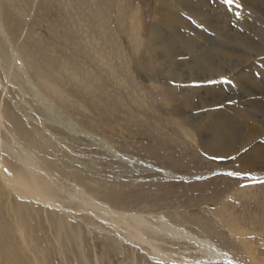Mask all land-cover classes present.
<instances>
[{
  "label": "rangeland",
  "instance_id": "obj_1",
  "mask_svg": "<svg viewBox=\"0 0 264 264\" xmlns=\"http://www.w3.org/2000/svg\"><path fill=\"white\" fill-rule=\"evenodd\" d=\"M166 1L168 4L164 0L163 3L159 0H118V2L117 0H1L2 22L10 36V41L14 43L12 44L23 58L24 63L26 62L25 68L29 74L31 73L28 76L33 86L44 97L50 98L54 108L61 110L60 112L66 116H71L92 135L102 138L116 152L118 151L121 155L126 154L125 156L129 158L109 156L106 149L102 150L96 145L89 146L88 144L92 141L88 139V136L81 135L77 138L71 135V131L68 132L66 128L57 126L54 121L46 120L44 118L46 115L43 116L39 112L42 109L38 107V103L26 98L32 109L34 107L29 114L41 117L47 129L51 127L50 132L58 137L60 145L64 148L61 147L58 141L46 132L43 125L34 120L25 119L19 111H16L18 109L11 99L18 105L20 103L19 106L28 111L27 104L22 101L24 96L21 97L15 92L16 86L21 87L18 82L15 81L7 88L9 94L5 95L0 89V105L3 106H1L2 115L5 118L7 130L14 134L19 130L22 131L21 133L19 131L20 137L29 140L27 144L24 143L26 148L33 145L32 152L37 157L36 164L41 169L43 168V172L39 175L38 172L29 171L4 149L5 154L2 156L5 164L11 173L20 177L24 183L32 186L34 175L42 187L55 190L50 195L53 198L56 195L54 199L63 208V210L62 208L58 210L48 204L30 203L29 201L25 206L10 190L5 189L3 193L0 188V206L2 205L0 207L2 248H0V264H9L10 258L16 259L19 264H164L154 259L150 261V256L145 250L146 246H134L127 241H115L117 238L114 233L115 228L109 223L111 218L106 217V219L101 213L95 211L94 206L91 208L93 204L90 197H96L97 201H103L115 210L136 211L152 222H155L153 217L158 218L163 215L171 223L190 230L196 236L212 239L221 248L229 251L228 253L238 264H264V171L257 174L259 177L254 176L252 172L243 169L241 163L235 162V160H241L249 165L254 162L256 165L264 166V135L240 149L239 155L232 161L229 159L230 155L227 154L231 145L235 147L245 134L244 138L252 133L250 131L254 128V123L256 126L257 121L264 119V63H262L264 54L252 57L253 59L248 60V63L238 67V70L231 74L232 76L227 75L237 80V83L227 76L209 80L215 83L193 82L189 75V73L199 76L206 75L210 64L217 59L224 62L219 61L217 64L227 66L229 57L235 59L240 52L250 51L253 43H257L255 46L257 47L264 36V0H233L231 4L226 0ZM175 1L180 3V9L177 6L171 5L173 8L168 6L169 2ZM100 6L104 7L102 8L104 12ZM245 9L251 14L246 16ZM21 10L25 13L21 14ZM136 11L137 14H135ZM239 14L242 15L239 16ZM132 15L134 16L130 17ZM161 15L172 21L169 28H161L160 33L162 34L159 35L160 39L158 38V43L164 41L168 49L155 46V40L151 43L148 37ZM98 16L102 18H97L101 26L96 20ZM199 16L204 20L202 21L204 24L194 20ZM117 20L122 24L125 23V27L119 26L121 23ZM139 24L140 27L142 26L140 35L143 39H140L137 33ZM124 28L126 32H122L125 31ZM131 28H134V33L131 32ZM259 34L262 36L260 37ZM189 41H193L201 49V52L197 50L196 56L184 50L188 48L186 45ZM138 46L145 48V54H140L141 58L138 55L141 50ZM174 51L170 59L169 53ZM146 58L149 59L148 62ZM158 61L162 64L156 63ZM35 62L42 64L38 66ZM54 68L56 70L61 68L60 72L62 71L63 74H60L61 78L56 82L57 86L66 92L63 101H60L57 94L51 91L48 84L43 83L45 82L43 75L48 77L51 70L55 72ZM165 68L168 72L175 71L181 75L175 79L177 82H168L170 85L177 84L174 92L168 90V85L163 83L166 81L160 82L159 80L161 75L157 70L163 72L164 78L170 77L165 72ZM233 74L238 75L237 78ZM0 76H3L1 70ZM72 77L75 79L73 80ZM36 78L37 81H33ZM93 78L96 80L93 81ZM36 82L39 84L35 85ZM190 86H194L193 89L199 91L201 97L203 95L205 102L212 103L208 109L215 113L214 123L208 129H203V133L208 139L214 136L220 137L221 150L214 147L209 149L195 140L198 132L188 125L183 126V131H180L173 124L172 118L162 111L161 106L159 107L161 97L171 101L175 108L174 105L178 98L182 97L181 88ZM90 87L92 89H89ZM253 88L257 89L256 95L251 92ZM21 89L22 91L30 90L28 83H24ZM88 90L92 94L87 93ZM48 93H52L53 97ZM139 97L153 99L154 101L150 102L152 103L151 108L149 105L142 106L144 108L139 106L136 103ZM220 100L223 101L220 102ZM201 104L195 94H189L183 98L182 105L189 114L203 113L205 115L200 108ZM128 105L131 106L130 110L127 109ZM36 107L39 111H36ZM226 120L230 124H227ZM17 123H21V126ZM223 126L228 128L223 130ZM198 127L202 129L200 125ZM4 133L6 130L2 129L1 137L5 142H9L10 137ZM42 138L45 140L44 145L41 143ZM67 157L70 159L68 160ZM137 160L145 163L141 164ZM249 165L247 167L251 166ZM50 177L54 184L50 181ZM57 185H60L64 191L62 192ZM55 186L58 190L54 189ZM81 188L84 194L80 195L76 193V190ZM70 193L76 196L71 197ZM82 197L86 200L85 203H91L88 207L82 203ZM79 198L82 201H77L80 200ZM102 216L103 218H99ZM61 219L64 220V224L69 222L64 228L62 226L63 229H60L62 224L58 222ZM228 226L232 231H235V228H241L244 232L234 236ZM123 228L125 229L124 226ZM123 228L121 226V229ZM129 230L132 231L127 229L128 232ZM142 230L147 238H155L148 230ZM72 231L78 236L77 238H74L76 236ZM155 239L157 240L155 244L161 250L184 254L181 257H174V259L178 258L176 260L179 263L175 260L172 264H187L182 259L183 256L187 257L189 254L188 257L196 258L200 254L196 250V245L186 240H167L163 235ZM244 239L247 251L242 245L243 242L241 243ZM250 250L255 255L254 259ZM207 264L231 263L219 260Z\"/></svg>",
  "mask_w": 264,
  "mask_h": 264
},
{
  "label": "bare ground",
  "instance_id": "obj_2",
  "mask_svg": "<svg viewBox=\"0 0 264 264\" xmlns=\"http://www.w3.org/2000/svg\"><path fill=\"white\" fill-rule=\"evenodd\" d=\"M3 1V0H2ZM107 1V0H106ZM110 1V0H109ZM122 1V0H121ZM170 1H172V0H170ZM179 1V0H178ZM177 1V2H178ZM244 1V0H243ZM86 2V1H85ZM93 2V1H92ZM117 2H118V0H117ZM120 2V1H119ZM159 2L160 3H163V0H159ZM164 2L166 3V4H168V2L166 1V0H164ZM176 1L175 2H169V5L168 6H170V7H172L171 5H173V7L174 6H177V8L178 9H180V6H179V4L177 3ZM247 2V1H246ZM3 3V2H2ZM68 3V2H67ZM235 3V2H234ZM120 4V3H119ZM88 5V4H87ZM86 5V6H87ZM121 5H123L122 4V2H121ZM74 6V5H73ZM72 6V7H73ZM119 6V5H118ZM94 7V6H93ZM98 7V6H97ZM101 7V6H100ZM109 7H111V6H109ZM157 7V6H156ZM172 7V8H173ZM240 7V6H239ZM0 8H1V0H0ZM102 8H104V7H101V9ZM135 8H136V6H135ZM93 9V8H92ZM125 9H126V7H125ZM6 10V9H5ZM64 10V9H63ZM103 10V9H102ZM107 10V9H106ZM127 10V9H126ZM136 10H137V8H136ZM172 10V9H171ZM9 11V10H8ZM11 11V10H10ZM89 11V10H88ZM105 10H103V12H104ZM13 12V11H12ZM121 12H123V11H121ZM134 12V11H133ZM132 12V13H133ZM180 12V11H179ZM197 12V11H196ZM244 12H246V16L247 15H250L251 13H250V11L249 10H247V9H245L244 10ZM20 13L21 14H24L25 12L23 11V10H21L20 11ZM119 13V12H118ZM155 13V12H154ZM10 14V13H9ZM89 14V13H88ZM91 14H92V12H91ZM119 14H121V13H119ZM123 14V13H122ZM135 14H137V11H136V13ZM193 14V13H192ZM233 14V13H232ZM231 14V15H232ZM13 15V14H12ZM31 15V14H30ZM125 15V14H124ZM124 15H122V17H124ZM156 15V14H155ZM194 15V14H193ZM242 15V14H241ZM240 14H239V16H241ZM134 15H132V16H130V17H133ZM168 16H170V15H168ZM167 16V17H168ZM203 16V15H202ZM238 16V17H239ZM245 16V15H244ZM9 17V16H8ZM7 17V18H8ZM69 17V16H68ZM93 17V16H92ZM95 17V16H94ZM107 17H108V15H107ZM243 17V16H242ZM97 18L98 19H102L101 17L99 18V16L98 17H96V20H97ZM170 19L172 18V17H169ZM204 18V17H203ZM213 18V17H212ZM2 19H3V11L1 12V9H0V70L2 71V73H3V76L1 77L0 76V89L1 90H3L4 91V94L6 95V94H9V92H8V90H7V88L8 87H10L11 86V84H13L15 81L16 82H18V84H19V86H21L22 87V85L24 86V83L25 84H27L28 83V86H29V88H30V90L28 89V90H23L22 91V89H21V87H18V86H16V88H15V92H17L16 94H18V95H20L21 97H23V99H22V101L24 102V103H26L27 104V106H28V111H26L25 109H22L19 105H20V103H19V105L13 100V99H11L10 98V96H8L12 101H13V104L16 106V108L18 109V110H16V111H19V113L20 114H22V116H24L25 117V119H30V120H34V121H36L38 124L40 123L41 125H43V127L45 128V130H46V132L47 133H49L53 138H55L58 142V144L60 145L61 143H60V141L58 140V137L57 136H55L53 133H51L50 132V128L49 129H47L46 128V126H45V122H43V121H41V117L40 118H38V117H35V116H31L29 113H30V110L32 109V106H31V104L26 100V98H30V99H33L34 101H36L37 103H38V107L39 108H41L42 109V111H39L38 109V107H36L37 108V110L36 111H39L43 116L44 115H46V117H44L46 120H50V121H54L55 122V124L57 125V126H59L60 128H66V130L69 132V131H71L70 133H71V135H73V136H75V137H77V138H79V137H81V135H83V136H88V139L89 140H91L92 141V143L91 144H88L89 146L90 145H96L97 147H99L100 149H102V150H104V149H106L108 152V155L109 156H117L118 158H122V159H128L129 157H127V156H125V155H121V154H119L118 153V151L116 152V150L114 149V148H112V147H110L109 145H107L106 144V142L104 141V140H102V138H100V137H98V136H94V135H92L87 129H85V128H83V127H81L71 116H66V115H64L62 112H60L57 108H54L53 107V104L51 103V101L49 100L50 98H46V97H44L42 94H40L39 93V91H38V89L35 87V86H33V84L31 83V81H30V76H28V74H29V72H27V70H26V68H25V63H24V60H23V58L20 56V54H19V52L17 51V49L15 48V46L13 45L14 43L13 42H11L10 41V36H9V34H8V32L6 31V29H5V26H4V24H3V22H2ZM116 19V18H115ZM126 19H128V18H126ZM168 19V18H167ZM163 15H161V16H159L158 17V21L156 22V25L154 26V30H153V32L150 34V36H148V37H150L149 38V40H150V42L152 43L154 40V42H156L155 43V46H160V47H166L165 46V42L164 41H162V42H160V43H158L159 41V35L160 34H162V33H160V32H162V30H161V28L163 27V28H169L170 26H171V23H172V21L170 20L169 21V19L167 20ZM248 19V18H247ZM119 20H120V16H119ZM119 20H117L118 22H120ZM124 20V19H123ZM131 20V19H130ZM129 20V21H130ZM195 21H197V22H199V23H201V24H204L203 22H204V20L202 19V17H195V19H194ZM246 20V19H245ZM100 21V20H99ZM103 21V20H102ZM116 21V20H115ZM121 21H122V19H121ZM125 21V20H124ZM129 21H128V23H129ZM203 21V22H202ZM104 22H105V20H104ZM104 22H101V23H103L104 24ZM97 23H98V25L100 24L99 22H98V20H97ZM121 24L119 25V26H122V27H125V23H123L122 24V22H120ZM130 23H132V21H130ZM137 23H139V22H137ZM67 24V23H66ZM119 24V23H118ZM127 24V23H126ZM242 24V23H241ZM244 24V23H243ZM105 25H106V23H105ZM105 25H103V26H105ZM8 26V25H7ZM99 26H101V25H99ZM128 26V25H127ZM130 26H131V24H130ZM139 27H140V24H139ZM139 27H137L138 28V32H137V30H136V28H135V31L138 33V36H139V38L140 39H143L142 38V36L140 35L141 34V28H142V26L139 28ZM160 27V28H159ZM235 27V26H234ZM262 27V26H261ZM101 28V27H100ZM99 28V29H100ZM217 28V27H216ZM133 29L134 28H131V32H133ZM124 30H125V28H124ZM256 30V29H255ZM143 31V30H142ZM216 31V30H215ZM251 31V30H250ZM122 32H126V30L125 31H122ZM233 32V31H232ZM104 33V32H103ZM134 33V32H133ZM181 33V32H180ZM218 33V32H217ZM126 34V33H125ZM132 34V33H131ZM177 34H178V32H177ZM106 35V34H105ZM107 35H109L108 33H107ZM149 35V34H148ZM173 35V34H172ZM264 35V34H263ZM119 37H120V35H118ZM259 36L261 37L262 36V34H259ZM85 37V36H84ZM126 37H128V36H126ZM161 37H163V36H161ZM175 37V36H174ZM214 37V36H213ZM82 38V37H81ZM159 38V39H158ZM167 38V37H166ZM181 38V37H180ZM148 39V38H147ZM86 40H87V38H86ZM128 40V39H127ZM148 40V41H149ZM215 40V39H214ZM241 40V39H240ZM106 41V40H105ZM166 41V40H165ZM177 41V40H176ZM180 41H182V39L180 40ZM257 41V40H256ZM85 42V41H84ZM130 42V41H129ZM187 42V41H186ZM212 42V41H211ZM13 43V44H12ZM90 43H91V41H90ZM107 43H108V41H107ZM106 43V44H107ZM131 43V42H130ZM133 43V42H132ZM134 43H136V42H134ZM213 43V42H212ZM121 45H122V43H120ZM125 44V43H124ZM128 44V43H127ZM204 44V43H203ZM256 44L257 43H253V45H252V47H251V49H249L250 51H248V52H246V53H239V55L237 54L236 56H235V59H231V57H229L228 58V54H227V58H228V62H227V66H220L219 65V63L217 64V62H219L220 60H216L214 63H211L210 64V69H209V71L207 72L208 74H206V75H203V76H199V75H194V74H192V73H189V75H190V79H192L193 80V82L195 81V82H207V81H209V80H216V79H219V78H221V76H227V75H231L232 73H234L236 70H238V67H240L242 64H246V63H248V60H251V58L253 57V58H255V57H257V56H260L261 54H264V36H263V40L261 41V43H259L258 44V46L257 47H255L256 46ZM110 45V44H109ZM132 45V44H131ZM130 45V46H131ZM134 45V44H133ZM153 45V44H152ZM140 46V45H139ZM139 46H138V48H139ZM168 46H169V44H168ZM178 46V45H177ZM198 46L199 45H197L196 43H194L193 41H189V43L186 45V47H188V48H186V49H184V50H186L187 52H188V54H195L194 56H196L198 53H197V50H200V52H201V49H199L198 48ZM76 47H77V45H76ZM91 47V46H90ZM129 47V46H128ZM152 47V46H151ZM208 47V46H207ZM94 48V47H93ZM121 48H122V46H121ZM131 48H132V46H131ZM167 49H168V47H166ZM174 48V47H173ZM201 48V47H200ZM248 48V47H247ZM111 49V48H110ZM123 49V48H122ZM122 49H121V51H122ZM139 49H141L140 50V53L138 54L139 55V57H140V54H145V52H144V50H145V48H139ZM147 49V48H146ZM242 49V48H241ZM244 49H246V48H244ZM243 50V49H242ZM142 51V52H141ZM147 51V50H146ZM182 51V50H181ZM253 51V52H252ZM21 52V51H20ZM23 52H24V50H23ZM22 52V53H23ZM96 52V51H95ZM123 52V51H122ZM135 52H137V51H135ZM134 52V53H135ZM156 52V51H155ZM100 53V52H99ZM101 53H102V51H101ZM118 53H120V51L118 52ZM124 53V52H123ZM148 53H149V51H148ZM175 53V51L174 52H170L169 53V58L171 59L173 56H172V54H174ZM205 53V52H204ZM203 53V54H204ZM97 54H98V51H97ZM133 54V53H132ZM150 54H152V52H150ZM153 54H154V51H153ZM183 54V53H182ZM201 54V53H200ZM212 54V53H211ZM234 54V53H233ZM136 55V54H135ZM213 55V54H212ZM217 55V54H216ZM215 55V56H216ZM122 56V55H121ZM131 56V55H130ZM137 56V55H136ZM188 56V55H187ZM225 56V55H224ZM223 56V57H224ZM233 56V55H232ZM91 57V56H90ZM97 57V56H96ZM142 57V56H141ZM140 57V58H141ZM144 57H145V55H144ZM234 57V56H233ZM105 58V57H104ZM136 58H138V57H136ZM157 58V57H156ZM155 58V59H156ZM195 58H197V57H195ZM252 58V59H253ZM100 59H101V56H100ZM153 59V58H152ZM189 59V58H188ZM193 59V58H192ZM27 60V59H26ZM96 60V59H95ZM126 60V59H125ZM139 60V59H138ZM141 61H143V59H140ZM147 60H149V59H147L146 58V62H148ZM195 60V59H194ZM215 60V59H214ZM225 60H227V59H225ZM233 60V61H232ZM36 62L38 61L37 59L35 60ZM165 60H163V62H164ZM259 61V60H258ZM35 62V63H36ZM166 62V61H165ZM168 62V61H167ZM190 62V61H189ZM220 62H222V60L220 61ZM231 62H232V64H231ZM245 62V63H244ZM34 63V64H35ZM58 63V62H57ZM67 63V62H66ZM100 63V62H99ZM133 63V62H132ZM156 63H158V64H162L161 62H156ZM222 63H224V62H222ZM262 63H264V62H262ZM33 64V65H34ZM38 63H36L35 65H37ZM39 64H42V63H39ZM39 64H38V66H39ZM100 64H102V63H100ZM147 64V63H146ZM28 65V64H27ZM29 65H31V64H29ZM47 65V64H46ZM64 65H66V64H64ZM111 65V64H110ZM155 65V64H154ZM43 66H45V65H43ZM106 65H104V67H105ZM159 66H161V65H159ZM168 66V65H167ZM27 68H28V66H26ZM32 67V66H31ZM31 67H30V69H31ZM66 68H67V66H65ZM101 67V66H100ZM148 67V66H147ZM162 67V66H161ZM165 67H166V65H165ZM169 67V66H168ZM37 69V67H34V69ZM40 68V67H39ZM58 68V67H57ZM108 68V67H107ZM135 68V67H134ZM172 68H173V66H172ZM264 68V67H263ZM55 69V72H53L52 70H51V72H50V74H49V76H52V77H45V75H43V77H44V79H45V82L43 81V83H46V84H48V87H50V89H51V91H53V92H55V94H57L56 96L59 98V99H61L60 101H63V100H65V99H63V96H65L64 94L66 93L63 89V91L61 90V88L59 87V86H57L58 84H56V82H57V79L58 80H60V78L61 77H59V76H61L60 74H62L61 72H60V69H57L56 70V68H54ZM63 69V68H62ZM68 69V68H67ZM112 69V68H111ZM154 69V68H153ZM163 69V68H162ZM170 69V68H169ZM33 70V69H32ZM71 68H70V72H71ZM92 70V69H91ZM91 70H90V72H91ZM165 70H166V68H165ZM171 70V69H170ZM251 70V69H250ZM35 71H37V70H35ZM38 71H39V69H38ZM37 71V72H38ZM65 71V70H64ZM68 71V70H67ZM88 72H89V69L87 70ZM154 71V70H153ZM174 71V70H173ZM249 71V70H248ZM58 72H59V74H58ZM157 72H159V74L161 75L160 76V82L161 81H166V82H163V83H165V84H167L166 86L168 87V90L169 91H171V92H174V90H175V88H176V85L177 84H174L173 83V85H170L168 82H177V80H175L177 77H181V75L180 74H178L177 72H168L167 70L165 71V72H167L168 73V75L170 76L169 78L167 77V79H166V77L164 78V74H163V72L162 71H158L157 70ZM32 73H34V72H32ZM45 73V72H44ZM65 73V72H64ZM86 73V72H85ZM84 73V74H85ZM155 73V72H154ZM153 73V74H154ZM249 73V72H248ZM31 74V73H30ZM29 74V75H30ZM47 74V73H46ZM66 74H68V73H66ZM65 74V76H67ZM70 74V73H69ZM72 74H74V72L72 73ZM89 74V73H88ZM133 74V73H132ZM176 74V75H175ZM237 74V73H236ZM236 74H233V76L235 75L236 77L235 78H237V76L238 75H236ZM54 75V76H53ZM63 75V74H62ZM75 75H77V74H75ZM87 75V74H86ZM91 75H93V74H91ZM34 76H35V74H34ZM89 76V75H88ZM87 76V77H88ZM94 76V75H93ZM97 76V75H96ZM133 76V75H132ZM159 76V75H158ZM232 76V75H231ZM231 76H227V77H229L232 81H236V83H237V80H235L234 78H231ZM32 77V76H31ZM63 77V76H62ZM68 77V76H67ZM66 77V78H67ZM70 77H71V75H70ZM90 77V76H89ZM88 77V79H90ZM95 77V76H94ZM182 77H184V76H182ZM81 78H83V77H81ZM32 79H35V78H32ZM40 79V78H39ZM38 79V80H39ZM63 79L64 80H66L64 77H63ZM72 79L74 80L75 78H73L72 77ZM169 79V80H168ZM179 79V78H178ZM85 80H87L86 78H85ZM95 80H96V78H95ZM94 80V78H93V81H95ZM153 80H154V78H153ZM156 80V79H155ZM227 80V79H226ZM33 81H37V78H36V80H33ZM32 81V82H33ZM39 81H41V80H39ZM81 81V80H80ZM220 81H221V79H220ZM229 81V80H228ZM227 81V82H228ZM244 81H246V80H244ZM77 82V81H76ZM90 82H92V80L90 81ZM187 82V81H186ZM224 82V81H223ZM239 82V81H238ZM37 83V82H36ZM42 83V82H41ZM40 83V84H41ZM42 83V84H43ZM63 83V82H62ZM69 83H71L70 81H69ZM81 83V82H80ZM209 83V82H208ZM219 83V82H218ZM217 83V84H218ZM230 83H232V82H230ZM39 84V82L37 83V84H35V85H38ZM41 84V85H42ZM45 84V85H46ZM86 84H88V82H86ZM197 84V83H196ZM89 85V84H88ZM14 86H15V84H14ZM42 86H44V85H42ZM42 86H40L39 85V87H41V89H42ZM85 86V85H84ZM91 86V85H90ZM154 86V85H153ZM156 86L158 87V85H157V83H156ZM173 86H174V88H173ZM241 86V85H240ZM246 86V85H245ZM38 87V88H39ZM45 87V86H44ZM86 87H87V85H86ZM95 87V86H94ZM219 87V86H218ZM85 88V87H84ZM84 88L82 89V90H84ZM194 88V86L193 87H182L181 89H182V97L179 99L178 98V101L176 102V104L174 105L175 106V108L172 106V103H171V101H168V100H164V98H161L160 97V100H159V103L161 104V105H159V107L162 109V111L164 112V113H166V115L168 116V117H170V118H172V120H173V124L175 125V127H177L180 131H183V126H186V125H188L189 127H191L192 129H196V131L198 132L197 133V139L195 138V140H198L200 143H203L205 146H207V148H209V149H211L212 147H214V148H216L217 150H221L222 149V141H221V138L220 137H218V136H214L212 139H208V138H206L205 137V135H204V131H203V129H205V128H207L208 129V127H210V125H212L213 123H214V120H213V115L215 114L213 111H210L209 109H208V107H210V106H212V103H210V102H205V99L203 98V95H202V97L200 96V94H199V91H197L196 89H193ZM234 88V87H233ZM247 88V87H246ZM259 88H261V87H259ZM40 89V90H41ZM45 90H47L46 88H44ZM43 89V90H44ZM49 89V88H48ZM49 89V90H50ZM68 89H70V88H68ZM86 89V88H85ZM88 89V88H87ZM89 89H92L91 87L89 88ZM115 89V88H114ZM166 89V88H165ZM203 89V88H202ZM244 89V88H243ZM94 90H96L95 88H94ZM231 90H232V88H231ZM251 90V89H250ZM29 91V92H28ZM42 91V90H41ZM87 91V90H86ZM92 91V90H91ZM14 92V93H15ZM28 92V93H27ZM43 92V91H42ZM48 92V91H47ZM50 92V91H49ZM96 92V91H95ZM140 92V91H139ZM251 92H257V89L255 90L254 88L251 90ZM11 93V92H10ZM27 93V94H26ZM45 93V92H44ZM75 93V92H74ZM79 93V92H78ZM87 93H90V94H92L91 92H89V90H88V92ZM141 93V92H140ZM144 93V92H143ZM142 93V94H143ZM164 93V92H163ZM49 94V93H48ZM52 94V93H51ZM51 94H49L50 96H52ZM129 94V93H128ZM135 94V93H134ZM141 94V95H142ZM189 94H195V96L197 97V99H199V101L202 103L201 104V106H200V108L202 109V111L205 113V115H203V113H188L187 111H186V109L183 107V98L185 97V96H187V95H189ZM247 94V93H246ZM252 94V93H251ZM54 95V94H53ZM140 95V94H139ZM199 95V96H198ZM255 95H256V93H255ZM46 96V95H45ZM49 96V97H50ZM75 96H80V95H75ZM12 97V96H11ZM53 97V96H52ZM56 97V98H57ZM135 97V96H134ZM56 99V100H58L59 101V99ZM137 98V97H136ZM151 98V97H150ZM54 99H55V97H54ZM234 99V98H233ZM111 100V99H110ZM139 101L141 100V102L140 103H142L141 105H140V103H139V101L138 102H136V103H138L139 104V106H148L149 105V108H151V104L152 103H150V102H152V101H154L153 99H146V97H139V99H138ZM226 100V99H225ZM228 100H231V99H229L228 98ZM55 101V100H54ZM223 100H220V102H222ZM60 103H62V102H60ZM109 103V102H108ZM118 103V102H117ZM130 103H131V101H130ZM133 103V102H132ZM135 103V104H136ZM225 103V102H224ZM249 103V102H248ZM58 104V103H57ZM126 104H128V103H126ZM68 105V104H67ZM2 104L0 105V188H1V192H3L5 189H8V190H10L14 195H16L18 198H19V200H21L22 202H23V204L26 206V202L27 201H29L30 203H43V204H48L49 206H51V207H53V208H56V209H58V210H61V208H62V205H60V204H58L57 203V200H55L54 198H55V196H54V198H53V196L52 195H50V194H52V192L54 193V191L55 190H50V189H48L47 187H42V184H39V182L36 180V178L34 177V175H33V181H32V186L31 185H28V184H26V183H24L21 179H20V177H18V176H16V175H14V174H12L11 173V171L9 170V168L7 167V165L5 164V161H4V157L2 156V154H5L4 153V151L6 150L14 159H16L18 162H20L21 164H23L24 165V167L25 168H28V170L29 171H31V172H38V174L40 175L42 172H43V168L41 169V167H39V165L38 164H36V161L35 160H37V157L36 156H34V152H32V148L34 149V147H33V145L32 146H27V148H26V146H25V144L24 143H26L27 141H29L28 139L26 140H24V139H22V137H20V133L22 132V131H20V133H19V131H17L18 133H16L15 132V134L13 133V132H10L9 130H7V128H6V126H5V118H4V116L2 115L3 114V112H2ZM21 106H22V104H21ZM24 106V105H23ZM126 106V105H125ZM68 107V106H67ZM130 107V108H129ZM144 107H142V108H144ZM66 108V107H65ZM245 108V107H244ZM33 109H34V107H33ZM32 109V110H33ZM111 109V108H110ZM127 109L128 110H130L131 109V106H127ZM133 109V108H132ZM213 109V108H212ZM249 109V108H248ZM67 110V109H66ZM69 111V110H68ZM11 112V111H10ZM33 112H35V110L33 111ZM63 112H64V110H63ZM247 112V111H246ZM239 113V112H238ZM80 114V113H79ZM137 114H139V112L137 113ZM36 115V114H35ZM132 115V114H131ZM135 115V114H134ZM37 116H39V115H37ZM136 116V115H135ZM138 116V115H137ZM19 117H20V115H19ZM139 117V116H138ZM11 118V117H10ZM14 118V117H13ZM12 118V119H13ZM8 119V118H7ZM15 119V118H14ZM21 119V118H20ZM43 119V118H42ZM222 119V118H221ZM228 120V119H227ZM226 120V121H227ZM230 120V119H229ZM243 120V119H242ZM22 121V120H21ZM45 121V120H44ZM19 122V121H18ZM23 122V121H22ZM228 123L227 124H230V122L229 121H227ZM241 122V121H240ZM257 123H258V125H256L255 126V123H254V128H252L251 129V131L250 132H252L251 134H248L245 138H244V136L246 135H244L243 137H242V139H241V141L239 142L238 141V145H236L235 147H234V145H231V147H230V149L228 150V153L227 154H229L230 155V157H229V159H230V161H232V159H235L239 154V150L240 149H243V148H245L247 145H248V143H250L252 140L254 141L256 138H258V137H262L263 135H264V119L261 121V120H259V121H257ZM11 124V123H10ZM18 124V123H17ZM21 124V123H20ZM20 124H18V125H20ZM24 124V123H23ZM157 124V123H156ZM233 124V123H232ZM159 125V124H158ZM201 126V128L202 129H199L200 127H198V126ZM11 126V125H10ZM21 126V125H20ZM19 126V127H20ZM25 126V125H24ZM23 126V127H24ZM49 126V125H48ZM12 127V126H11ZM17 128H18V126H16ZM32 127V126H31ZM53 127V126H52ZM224 127V126H223ZM222 127V128H223ZM232 127V126H231ZM12 128H14V127H12ZM36 128V127H35ZM214 128V127H213ZM228 127L227 126H225L224 128H223V130L224 129H227ZM230 128V127H229ZM237 128V127H236ZM2 129H5L6 130V133H4V134H7L9 137H10V141L9 142H5L4 141V139L1 137V132H2ZM19 129V128H18ZM21 129V128H20ZM33 129V132H35L34 131V128H32ZM206 129V130H207ZM13 130V129H12ZM30 130V129H29ZM205 130V131H206ZM16 131V130H15ZM121 132H122V130H120ZM234 131V130H233ZM244 131H245V129H244ZM249 131V130H248ZM53 132V131H52ZM210 132V131H209ZM236 132H238V131H236ZM240 132V131H239ZM241 132H242V130H241ZM181 133H183V132H181ZM247 133V132H246ZM16 134H19V135H16ZM30 134V133H29ZM37 134H38V132H37ZM39 135V134H38ZM59 135V134H58ZM30 136V135H29ZM35 136V135H34ZM36 138H38V136H35ZM40 137V136H39ZM104 137V136H103ZM33 138V137H32ZM46 138V137H45ZM105 138V137H104ZM236 138V137H235ZM6 139V138H5ZM72 139H73V137H72ZM107 139V138H106ZM78 140V139H77ZM194 140V139H193ZM90 141V142H91ZM258 141V140H257ZM30 142H31V140H30ZM89 142V141H88ZM89 142V143H90ZM41 143H43V145H44V143H45V140L42 138L41 139ZM27 144V143H26ZM35 145V144H34ZM258 145V144H257ZM61 147H63L62 145H60ZM79 147V146H78ZM29 148H31V149H29ZM49 148H51V147H49ZM64 148V147H63ZM66 148V147H65ZM5 149V150H4ZM42 150V149H41ZM91 150V149H90ZM37 151V150H36ZM256 153V152H255ZM44 154V153H43ZM50 154V153H49ZM71 155V154H70ZM106 156V155H105ZM224 157V156H223ZM68 158V157H67ZM75 158V157H74ZM86 158V157H85ZM39 159V158H38ZM47 159H49V158H47ZM70 158H68V160H69ZM76 159V158H75ZM78 159V158H77ZM102 159V158H101ZM50 160V159H49ZM52 160V159H51ZM53 160H55V159H53ZM72 160V159H71ZM93 161V160H92ZM137 161H139V160H137ZM251 161V160H250ZM72 162H74V160L72 161ZM235 162L236 163H241L242 165H241V167L243 168V169H246L247 171H250V172H252L251 174H254V176H256L257 174H261L263 171H264V166H262V165H256V164H254V162H251V166L249 165V164H247V163H245V162H243V161H241V160H235ZM41 163V162H40ZM47 163H48V161H47ZM76 163V162H75ZM90 163V162H89ZM100 163V162H99ZM139 163H141V164H144L145 162H141V161H139ZM248 163H250V162H248ZM259 164V163H258ZM38 165V166H37ZM46 165V164H45ZM88 165V164H87ZM247 165H249L250 167H247ZM92 166V165H91ZM78 169H80V168H78ZM27 170V171H28ZM48 170V169H47ZM56 170V169H55ZM73 170V169H72ZM44 171H46V170H44ZM57 171V170H56ZM231 172V171H230ZM46 173H48L47 171H46ZM50 173V172H49ZM97 173V172H96ZM45 174V173H44ZM95 174V173H94ZM250 174V175H251ZM32 175V174H31ZM48 175V174H47ZM76 175V174H75ZM80 175V174H79ZM51 176H52V174H51ZM62 176V175H61ZM82 176V175H81ZM258 176V175H257ZM42 177V176H41ZM80 177V176H79ZM174 177H176V176H174ZM186 177H188V176H186ZM192 177V176H191ZM196 178L197 177H199V176H195ZM259 177V176H258ZM48 178V177H47ZM45 180V179H44ZM64 180V179H63ZM98 180V179H97ZM43 181V180H42ZM47 181V180H46ZM50 181H52L51 180V177H50ZM49 183V182H48ZM52 183L54 184V182L52 181ZM101 183V182H100ZM60 189H61V191L63 192L64 190H63V188L60 186V185H57ZM57 186H55L54 187V189H57L58 190V188H57ZM83 186V185H82ZM84 187V186H83ZM76 188V187H75ZM80 188V187H79ZM101 189V188H100ZM88 190H90V189H88ZM10 191H9V193H10ZM77 192L76 193H80V195L81 194H84L83 193V190H82V188L81 189H78V190H76ZM87 191V190H86ZM4 193V192H3ZM6 193V195H7V192H5ZM58 194V193H57ZM108 194V193H107ZM2 195V194H1ZM10 195V194H9ZM4 196V195H3ZM70 196L72 197V196H76V194H72V193H70ZM90 196V195H89ZM80 197V196H79ZM1 198V197H0ZM74 198V197H73ZM98 198V197H97ZM76 199V198H75ZM80 199V198H79ZM92 199V200H91ZM248 199V198H247ZM2 200H3V198H2ZM68 200H69V198H68ZM82 200H83V204L85 203V201L86 200H84V198L82 197ZM81 199L80 200H77V201H82ZM90 200H91V202H92V207L91 208H93V206H94V209H95V211H97L99 214L101 213L105 218L107 217H109V218H111L110 220H111V222H109L110 223V225H111V227H114L115 229V235H116V240L115 241H117V242H120V241H127V242H130L129 244H132V245H134V246H146L147 248H145V250H147L146 251V253H147V255L148 256H150L149 258H150V261H151V259H154V260H158L157 262L159 263V261L162 263H175V260L177 259L178 260V258H176V259H174V257H181L182 255H184V254H177V253H175V252H173V253H170V252H167V251H164V250H161V248L160 247H158V245H156L155 244V242H157V240L155 239V238H159V236L160 235H163V236H166V238H167V240H169V239H183V240H186V241H188V242H191V243H193V245L195 244L196 245V247H197V252L199 251V256L198 257H188L189 256V254H187L188 256L187 257H182V259L184 260V262H187V264L189 263V264H192L193 262L195 263H197V262H199V264L201 263V264H204V263H208V262H212V261H219V260H224V261H227V262H229V263H231V264H238V262L235 260V259H233V257L228 253L229 251H226V250H224L223 248H221L215 241H213L212 239H210V238H208V237H199V236H196L195 234H193L190 230H188V229H186V228H184V227H178V226H176L175 224H173V223H171L169 220H168V218H166L165 216H163V215H160L158 218L157 217H153V216H151V217H153V219H154V221L155 222H152V221H150L146 216H144L143 214H139V213H136V211H134V212H128V211H120V210H115L114 208H112V207H110V205H108L107 203H105V202H103V201H97L96 200V197L94 198H91L90 197ZM12 202V201H11ZM58 202H59V200H58ZM253 202V201H252ZM29 203V204H30ZM11 204H13V203H11ZM19 204V203H18ZM71 204V203H70ZM88 204L90 205L91 203L89 202V203H85L84 205L85 206H87L88 207ZM124 204V203H123ZM40 205V204H39ZM2 206V205H1ZM0 206V207H1ZM22 206V205H21ZM47 206V205H46ZM84 206V207H85ZM86 207V208H87ZM90 207V206H89ZM115 207V206H114ZM13 208V207H12ZM27 208V207H26ZM40 208V207H39ZM66 208V207H65ZM38 209V208H37ZM90 209V208H89ZM93 209V210H94ZM1 210V209H0ZM39 210V209H38ZM62 210H63V208H62ZM122 210V209H121ZM127 210V209H126ZM9 211V210H8ZM12 211V210H11ZM90 211V210H89ZM46 212V211H45ZM53 212V211H52ZM56 212V211H55ZM55 212H54V214H55ZM9 213H10V211H9ZM65 213V212H64ZM2 214V213H1ZM53 214V213H52ZM53 214V215H54ZM60 214V213H59ZM63 214V213H62ZM56 215H58V214H56ZM64 215V214H63ZM65 215H66V213H65ZM149 215V214H148ZM61 216V215H60ZM67 216V215H66ZM79 216V215H78ZM103 216L102 217H99V218H103ZM98 217V216H97ZM55 218H56V216H55ZM68 218H69V215H68ZM106 218V219H107ZM16 219V218H15ZM66 219V218H65ZM106 219H104V221L106 220ZM56 221V220H55ZM64 221V220H63ZM62 221V219L60 220V221H58L59 223H61L62 225H60V229L62 228V226H63V228H64V226L65 225H67V224H69V222L67 223V224H64V222ZM227 221V220H226ZM18 222V221H17ZM19 224V223H18ZM21 224V223H20ZM45 224V223H44ZM14 225V224H13ZM86 225V224H85ZM91 225V224H90ZM228 225H229V223H228ZM121 226H122V228H123V226L125 227V229L123 230V229H121ZM2 227V226H1ZM20 227V226H19ZM88 227V226H87ZM143 227H145V228H143ZM62 228V229H63ZM102 228V227H101ZM118 229V231H117V229ZM131 229L132 231H130L129 230V232L127 231V229ZM72 229V228H71ZM104 229H106V228H104ZM142 229H146V230H148L151 234H153V236H155V238H152V239H149V238H147L145 235H146V233L142 230ZM228 229L229 230H231V233L234 235V236H237L239 233L241 234V233H243L244 231L241 229V228H235V231H232V229H230V227L228 226ZM1 230V229H0ZM58 231H59V229H58ZM110 231V230H109ZM243 231V232H242ZM22 232V231H21ZM60 232V231H59ZM77 232V231H76ZM82 232V231H81ZM72 233L74 234V232L72 231ZM78 233V232H77ZM26 235V234H25ZM32 235V234H31ZM69 235H71V234H69ZM248 235V234H247ZM74 236H76L75 234H74ZM73 236V237H74ZM78 236H76V237H74V238H77ZM245 237V236H244ZM162 238V237H161ZM163 239V238H162ZM238 239H239V237H238ZM66 241V240H65ZM176 241V240H175ZM6 242V241H5ZM243 242V247H244V249L247 251L248 249H247V247H246V245L244 244L245 243V239L244 240H241V243ZM161 243V242H160ZM120 244V243H119ZM190 244V243H189ZM191 245V244H190ZM74 246V245H73ZM176 246V245H175ZM170 247V246H169ZM0 248H1V244H0ZM189 248H192V247H189ZM2 249V248H1ZM63 249V248H62ZM79 250V249H78ZM81 250V249H80ZM252 250V249H251ZM251 250H250V253H251ZM1 251V250H0ZM188 251H190V250H188ZM82 252V251H81ZM191 252V251H190ZM189 252V253H190ZM1 253V252H0ZM248 253H249V251H248ZM14 255V254H13ZM251 255H254V254H252L251 253ZM14 256H16V255H14ZM83 257V256H82ZM250 258H251V256H249ZM253 257V256H252ZM81 258V257H80ZM237 258V257H236ZM255 258V255H254V257H253V259ZM135 259V258H134ZM84 260V259H83ZM87 260V259H86ZM154 260H152V261H154ZM177 260H176V262H177ZM180 260V259H179ZM10 262H9V264H19L18 263V261L16 260V259H14V258H10V260H9ZM182 261V260H181ZM155 262V261H154ZM153 262V263H154ZM0 263H1V256H0ZM133 263H135V261L133 262ZM177 263H179V262H177ZM155 264V263H154ZM181 264V263H180ZM198 264V263H197Z\"/></svg>",
  "mask_w": 264,
  "mask_h": 264
},
{
  "label": "snow or ice",
  "instance_id": "obj_3",
  "mask_svg": "<svg viewBox=\"0 0 264 264\" xmlns=\"http://www.w3.org/2000/svg\"><path fill=\"white\" fill-rule=\"evenodd\" d=\"M227 3L231 4L233 0H226ZM209 83H215V81H209Z\"/></svg>",
  "mask_w": 264,
  "mask_h": 264
}]
</instances>
